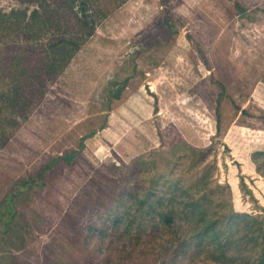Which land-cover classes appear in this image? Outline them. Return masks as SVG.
Segmentation results:
<instances>
[{
	"label": "rangeland",
	"instance_id": "rangeland-1",
	"mask_svg": "<svg viewBox=\"0 0 264 264\" xmlns=\"http://www.w3.org/2000/svg\"><path fill=\"white\" fill-rule=\"evenodd\" d=\"M41 1L0 0V12L29 16ZM99 5L107 13L0 145V221L18 192L0 264H169L162 246L123 245L107 220L119 192L134 207L156 173L158 188L180 177L264 222V174L251 160L264 150V0H89V12ZM57 31L3 34L0 48L41 51ZM202 256L196 264H219Z\"/></svg>",
	"mask_w": 264,
	"mask_h": 264
},
{
	"label": "trees",
	"instance_id": "trees-1",
	"mask_svg": "<svg viewBox=\"0 0 264 264\" xmlns=\"http://www.w3.org/2000/svg\"><path fill=\"white\" fill-rule=\"evenodd\" d=\"M76 1L42 0L29 16L25 10L0 12V35L4 34L5 41L22 35L33 39L43 28L53 26L60 32L49 39L41 51L15 49L11 45L0 48V145H4L29 117L42 100L48 83L60 74L92 34L96 20L107 13L101 5L90 13L89 0H79L74 10ZM67 31L71 34L65 36ZM76 155L77 151L71 149L51 157L44 166L42 178L56 163H70ZM251 160L256 170L264 174V150H254ZM161 176L160 173L151 176L142 196H135L134 207L122 200V191L109 205L110 226L123 227L119 240L126 238L132 248L140 241L162 246L169 264H184V260L187 264H196L195 259L200 254L203 255L200 259L219 264H264V222L257 224L249 213L225 208V202L212 200L206 186L200 188L199 184L198 187L194 184L197 188L192 191L193 187L180 177H167L158 188ZM22 185L27 189L33 183L27 181ZM17 194L7 196L0 221L4 229L15 218L13 200ZM88 227L89 231L95 229L92 225ZM102 230L100 227L99 231ZM109 253L110 250L105 253L104 260H108Z\"/></svg>",
	"mask_w": 264,
	"mask_h": 264
}]
</instances>
